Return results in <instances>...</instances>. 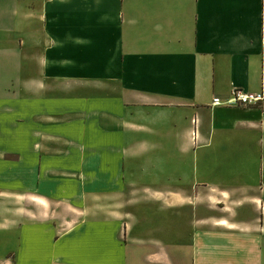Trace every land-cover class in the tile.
I'll use <instances>...</instances> for the list:
<instances>
[{
	"label": "crops",
	"instance_id": "0c3cea01",
	"mask_svg": "<svg viewBox=\"0 0 264 264\" xmlns=\"http://www.w3.org/2000/svg\"><path fill=\"white\" fill-rule=\"evenodd\" d=\"M233 88L264 93V0H0V264H264Z\"/></svg>",
	"mask_w": 264,
	"mask_h": 264
},
{
	"label": "built area",
	"instance_id": "2783aa9c",
	"mask_svg": "<svg viewBox=\"0 0 264 264\" xmlns=\"http://www.w3.org/2000/svg\"><path fill=\"white\" fill-rule=\"evenodd\" d=\"M212 103L224 106H259L264 112V93L263 92H247L240 88H233L230 95L222 99L218 96L213 97Z\"/></svg>",
	"mask_w": 264,
	"mask_h": 264
},
{
	"label": "rangeland",
	"instance_id": "374dc122",
	"mask_svg": "<svg viewBox=\"0 0 264 264\" xmlns=\"http://www.w3.org/2000/svg\"><path fill=\"white\" fill-rule=\"evenodd\" d=\"M8 204H10V205H16V204H19V208H17V209H14V208H12V206L9 208V209H7V211H11V209H13V210H15V211H20V215L21 214H27V211L22 207V205H25V202L23 201V200H14L13 202H12V200H10V202L8 203ZM27 207V206H26ZM39 211H43V210H39ZM187 211V210H186ZM185 214L180 218V223L182 224V228L181 229H179V234L178 235H180V237L182 238L180 241H179V243H180V245H181V250L182 251H188L189 250V247H188V242H187V238H188V235H190V233L188 232V230H189V228H188V226H185L184 224H185ZM231 249H233V248H230L229 250H231ZM215 253V252H214ZM216 253H217V255H219L220 253H221V249H220V251H216ZM233 254H235V253H233ZM237 255V254H236ZM223 260V261H222ZM216 261H219V262H221V264H238L239 263V258L238 257H228V259H226V257H224L223 259L221 258V257H217V256H211V257H209V261H208V264H217V262ZM227 261H229V262H227ZM218 262V263H219Z\"/></svg>",
	"mask_w": 264,
	"mask_h": 264
}]
</instances>
